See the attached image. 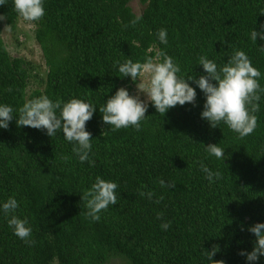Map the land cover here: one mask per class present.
<instances>
[{
	"label": "trees",
	"instance_id": "obj_1",
	"mask_svg": "<svg viewBox=\"0 0 264 264\" xmlns=\"http://www.w3.org/2000/svg\"><path fill=\"white\" fill-rule=\"evenodd\" d=\"M131 1L43 0L45 15L30 23L45 73L42 89L28 97L32 67L11 57L0 38V105L12 107L14 116L0 128V206L14 196V215L28 219L35 241L29 246L16 237L11 214L0 211V264H210L205 252L213 245L219 248L213 261L250 264L238 253L251 252L255 236L248 229L264 223V41L250 37L264 24V0H138L140 14ZM0 16L10 31L22 19L13 0L0 5ZM161 29L166 45L158 39ZM237 50L261 73L257 127L243 139L223 122L212 128L201 119L205 95L192 81L194 105L162 115L148 101L139 131L103 123L99 108L118 89L132 95L135 81L118 71L127 59L155 62L163 51L179 65L178 76L195 80L206 75L200 56L222 66ZM42 95L96 108L85 125L92 140L88 161L80 162L73 152L78 145L62 131L49 137L44 129L17 126L18 109ZM208 145L224 149V158L210 155ZM201 163L221 178L209 182ZM97 177L118 185L117 203L94 222L80 197ZM161 179L175 188L161 187ZM254 264H264V257Z\"/></svg>",
	"mask_w": 264,
	"mask_h": 264
},
{
	"label": "clouds",
	"instance_id": "obj_2",
	"mask_svg": "<svg viewBox=\"0 0 264 264\" xmlns=\"http://www.w3.org/2000/svg\"><path fill=\"white\" fill-rule=\"evenodd\" d=\"M13 4L24 21L38 22L45 15L43 0H13ZM0 5H5V0H0ZM3 19L6 17L0 16V20ZM139 19L140 17H137L132 20L131 25L135 26ZM6 28L11 30V25H7ZM260 29L259 32L252 30L250 33L254 42L257 39L264 41V24L260 25ZM157 35L162 44L168 43L165 29L159 30ZM260 50L264 51V47ZM199 65L206 75H201L195 80L192 76L185 79L177 75L181 71L179 65L172 57L161 51L155 62L152 58H147L143 63H134L131 59H127L119 66L118 71L122 77L128 76L133 81L139 80L136 85L138 93H143L156 112L162 115L177 105L183 106L186 103L194 105L196 91L187 82L192 81L205 95L201 119L206 120L210 127L217 128V125L223 122L229 129L238 133L241 139L252 134L257 127L255 113L259 111L258 102L261 99L258 94L261 90L258 83L261 73L252 66L249 57L245 52L237 50L226 63L218 66L206 55H202L199 57ZM11 90V88L6 89L9 92ZM147 108L148 103L141 100L139 95L132 96L125 88H120L103 107L99 108V112L102 114L103 123L113 126L114 130L134 126L139 131L140 122L145 119ZM95 109L92 104L80 99H71L62 103L60 100L53 102L48 96L42 95L37 99L29 100L18 109L16 124L18 127L44 129L49 137L54 136L58 130L62 131L66 141L76 142L78 145L73 148V152L83 163L89 160L92 147L91 133L85 130V125L92 118ZM13 118L12 107L0 105V128L7 129ZM205 149L218 159L224 158L225 150L218 145H208ZM63 159L67 161L69 158L63 157ZM200 168L209 182L214 178L217 180L221 178L220 172H212L203 163L200 164ZM159 184L161 187L175 188L174 184H166L162 179L159 180ZM117 187L116 183L97 177L95 183L80 197V200L86 202L85 206L88 209L86 215L92 221L98 222L99 213L106 210L109 205L117 203ZM139 195H147L151 199L155 194L140 192ZM162 199L163 196L159 197L155 203H159ZM18 207L19 204L13 196L0 206V211L5 217L11 214V218L8 219L9 227L13 229L16 237L31 246L35 243L30 239L32 228L27 218L21 219L14 215ZM157 218L163 219V214H158ZM160 227L167 230L170 222H164ZM248 231L255 236L254 246L251 252L241 251L238 254L245 256L250 264H254L259 257H264V223H257ZM218 250V246L213 245L211 252H205L210 264H225L223 260H212Z\"/></svg>",
	"mask_w": 264,
	"mask_h": 264
},
{
	"label": "rangeland",
	"instance_id": "obj_3",
	"mask_svg": "<svg viewBox=\"0 0 264 264\" xmlns=\"http://www.w3.org/2000/svg\"><path fill=\"white\" fill-rule=\"evenodd\" d=\"M132 12L140 14L143 5H140L138 0H132L129 4ZM34 25L28 21L17 19L12 31L8 30L5 25H0V38L4 44V47L11 57L22 58L30 63L32 67V75L36 78H30L28 87L26 89V97L32 95L34 91L42 89L40 79H43L45 73V67L38 45L33 38ZM143 80V78H138ZM139 80H136L131 85V92L133 96L139 95L140 99L148 102L146 96L143 93H138L136 85ZM106 264H123L118 260H111Z\"/></svg>",
	"mask_w": 264,
	"mask_h": 264
}]
</instances>
